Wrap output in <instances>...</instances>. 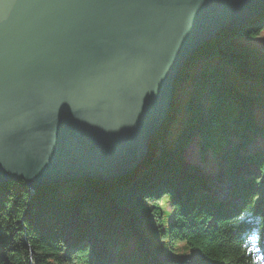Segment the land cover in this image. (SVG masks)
<instances>
[{"label":"trees","instance_id":"16d2710c","mask_svg":"<svg viewBox=\"0 0 264 264\" xmlns=\"http://www.w3.org/2000/svg\"><path fill=\"white\" fill-rule=\"evenodd\" d=\"M262 28L264 10L192 54L128 173L1 184L0 264H264V62L238 41Z\"/></svg>","mask_w":264,"mask_h":264},{"label":"water","instance_id":"95a60500","mask_svg":"<svg viewBox=\"0 0 264 264\" xmlns=\"http://www.w3.org/2000/svg\"><path fill=\"white\" fill-rule=\"evenodd\" d=\"M263 10L264 0H0V185L133 170L192 54Z\"/></svg>","mask_w":264,"mask_h":264},{"label":"rangeland","instance_id":"374dc122","mask_svg":"<svg viewBox=\"0 0 264 264\" xmlns=\"http://www.w3.org/2000/svg\"><path fill=\"white\" fill-rule=\"evenodd\" d=\"M239 42L242 43H246L249 44L250 46H252L255 51H256V55L259 59V61L264 62V28H262L260 34L257 37L254 38H244V39H240L238 40ZM190 91H192V87L189 84L186 83H181L180 86H178L175 90H174V95L173 98L176 99L178 98H183L184 96H186ZM192 159H196L197 155L195 154L192 155ZM212 183H215V185H222V189L224 190H230L229 189V181L227 180V178L223 175L221 177H217L216 179L211 181ZM228 184V185H227ZM226 186V188H225ZM239 201V200H238Z\"/></svg>","mask_w":264,"mask_h":264}]
</instances>
